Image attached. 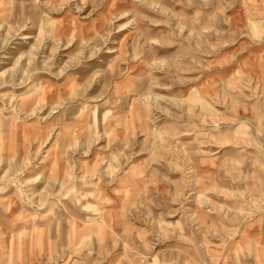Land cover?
<instances>
[{
	"label": "rangeland",
	"instance_id": "obj_1",
	"mask_svg": "<svg viewBox=\"0 0 264 264\" xmlns=\"http://www.w3.org/2000/svg\"><path fill=\"white\" fill-rule=\"evenodd\" d=\"M0 264H264V0H0Z\"/></svg>",
	"mask_w": 264,
	"mask_h": 264
}]
</instances>
